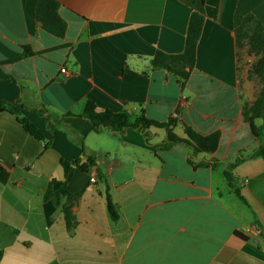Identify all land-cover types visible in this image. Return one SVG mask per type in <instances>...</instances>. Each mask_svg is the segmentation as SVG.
Segmentation results:
<instances>
[{"label":"crops","instance_id":"0c3cea01","mask_svg":"<svg viewBox=\"0 0 264 264\" xmlns=\"http://www.w3.org/2000/svg\"><path fill=\"white\" fill-rule=\"evenodd\" d=\"M56 1L66 22L61 38L36 21L37 0H0V100L28 109L0 110V167L8 171L0 184V264H264V159L232 170L246 203L220 172L257 144L242 110L261 84L248 79L255 57L236 46L233 17L251 15L264 26V0ZM193 12L203 23L180 85L151 60L183 51ZM88 104L131 120L174 119L180 137L185 125L218 132L216 150L193 157L216 168L193 167L184 144L155 149L162 129L96 133L76 116ZM20 118L43 139L26 133ZM70 173L68 226L65 197L56 206L43 194Z\"/></svg>","mask_w":264,"mask_h":264},{"label":"trees","instance_id":"16d2710c","mask_svg":"<svg viewBox=\"0 0 264 264\" xmlns=\"http://www.w3.org/2000/svg\"><path fill=\"white\" fill-rule=\"evenodd\" d=\"M59 2L56 0H37L35 6V19L40 24V27L47 33L63 37L66 31V22L59 14ZM234 21V35L235 42L238 48L244 46L248 55L255 57L248 69V79L257 80L261 86L256 94L254 102L250 106H245L242 110V117L248 123L252 135L256 138V147L247 155L238 154L233 161L222 163L220 172L225 179L228 186L234 190L236 196L244 203H246L239 190L234 186V177L232 170L242 161L249 158L260 157L264 159V26L263 24L251 15L233 17ZM203 17L193 12L191 13L184 49L179 54H165L156 52L151 60L153 68L165 69L172 73L180 85H183L191 69L195 63L196 43L199 39ZM9 110L17 115L19 109L28 110L24 105L18 101L9 104L0 100V110ZM42 118L46 121L47 116L42 112ZM66 116H74L71 113ZM77 117L88 120L91 123L92 130L96 133L102 130H109L114 133H123L127 129L138 130L145 133L150 128L162 129L165 131V137L162 141L154 145L155 149H168L174 144H184L190 148V155L188 162L193 166H211L216 168V162L208 161H194L193 157L198 153H212L216 150L219 142V133L213 132L208 135H201L195 132L188 126H184L185 137L178 136L173 128L176 125L174 119H168L165 122L155 121L147 118L144 113L131 120L126 113H114L110 111H96L95 108L88 104L84 107L81 114ZM261 119L262 122L256 125L255 121ZM19 124L26 133L37 140H42L43 135L32 122L26 118H20ZM49 126V125H48ZM51 127V125L49 126ZM48 143L44 144V148ZM92 163V160H88ZM71 178V173L64 181L56 182L51 180L43 194V200H52L57 206L60 204V199L65 197V203L62 205V211L66 224H71V198L68 192V184ZM8 179V171L0 167V184H3ZM106 206L111 220L115 221L119 218V214L113 204L110 194L106 190L105 193ZM2 252L0 250V259Z\"/></svg>","mask_w":264,"mask_h":264},{"label":"built area","instance_id":"2783aa9c","mask_svg":"<svg viewBox=\"0 0 264 264\" xmlns=\"http://www.w3.org/2000/svg\"><path fill=\"white\" fill-rule=\"evenodd\" d=\"M60 72H61V73H66L65 68H61V69H60ZM180 102H181V103H184V102H185V97H182L181 100H180ZM89 183H90L91 185H94V184L96 183V178H95L94 175H91V176L89 177Z\"/></svg>","mask_w":264,"mask_h":264}]
</instances>
